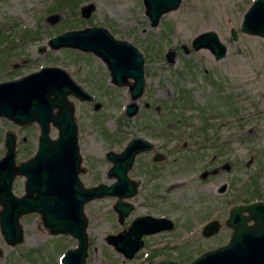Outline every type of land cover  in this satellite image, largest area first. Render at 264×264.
<instances>
[{"label": "rangeland", "instance_id": "374dc122", "mask_svg": "<svg viewBox=\"0 0 264 264\" xmlns=\"http://www.w3.org/2000/svg\"><path fill=\"white\" fill-rule=\"evenodd\" d=\"M251 1L181 0L151 27L141 0H0V82L43 66H57L93 96L91 103L69 97L86 171L79 175L82 184L112 182L105 174L104 154L120 151L130 137L156 142V148L173 159L166 178L149 181L151 174L140 173V193L129 200L145 204L135 214L162 211V205L171 209L173 246L167 255L173 260L189 262L227 241L230 232L223 221L233 199L264 201V38L240 31L242 14ZM84 9L85 17L81 16ZM50 16L56 19L48 21ZM90 26L106 28L113 38L129 42L142 55L144 87L131 117L124 114L130 101L127 86L111 84L99 58L76 49L47 47L54 35ZM207 31L215 32L226 47L218 60L206 49L191 47L193 37ZM39 46L45 49L38 52ZM7 131L14 132L16 162L31 156L37 126L18 127L0 117V157ZM49 135L55 138L54 128ZM183 141L186 147H181ZM168 147L170 155L165 152ZM211 157L214 161L204 167L203 161ZM203 170L207 171L204 176ZM163 179L173 183L170 189H161ZM23 182L22 176L14 178V195H22ZM114 201L98 199L84 207L86 264H152L147 245L159 237L146 239L130 259L105 243L104 236L119 227ZM150 202L156 208H149ZM212 204L220 206L212 208ZM211 218L218 219L221 228L204 238L200 228ZM19 224V244L9 246L0 235V264H60L62 253L75 245L68 235H49L38 215L21 216Z\"/></svg>", "mask_w": 264, "mask_h": 264}, {"label": "water", "instance_id": "95a60500", "mask_svg": "<svg viewBox=\"0 0 264 264\" xmlns=\"http://www.w3.org/2000/svg\"><path fill=\"white\" fill-rule=\"evenodd\" d=\"M180 3L181 0H141L151 27H156L160 17L175 10ZM81 16H87L85 9ZM55 19V16L47 18L48 21ZM240 31L264 38V0L251 1L242 14ZM231 37L236 38L234 30ZM47 47L50 50L71 48L95 55L106 66L110 83L128 88L130 101L124 114L131 117L136 113L135 100L144 87L143 58L132 44L113 38L104 27L90 26L52 36L47 40ZM191 47L208 50L215 60L226 51L213 31L194 36ZM44 49L39 46L37 50ZM69 96L78 101L92 100L88 92L57 66H44L0 82V117L18 126L36 123L39 128L34 153L18 163L15 136L11 131L4 134V153L0 157V235L9 246L19 244L22 240L19 218L36 212L49 235L75 238L76 246L63 253L60 264H86L88 240L83 204L105 196L116 197L114 210L119 218L126 215L131 205L122 199L136 192L135 183L127 178L126 172L134 156L150 150L153 145L134 136L120 153L108 151L106 158L112 163L108 176L114 181L84 188L78 178L81 156L74 106ZM50 127L56 130L55 138L49 136ZM16 176L24 178V194L20 196L11 191ZM159 220L149 216L135 218L127 230L107 235L104 241L124 259H130L142 247L140 236L158 230ZM223 223L230 229L225 244L206 250L187 263L162 259L158 264H264V201L232 205ZM219 226L217 220L208 221L202 227V236L218 232Z\"/></svg>", "mask_w": 264, "mask_h": 264}, {"label": "flooded vegetation", "instance_id": "af4514ba", "mask_svg": "<svg viewBox=\"0 0 264 264\" xmlns=\"http://www.w3.org/2000/svg\"><path fill=\"white\" fill-rule=\"evenodd\" d=\"M114 85V84H113ZM116 86V85H115ZM71 97V96H69ZM68 97V100L71 101L72 105L73 104V101L71 99H69ZM73 98V97H71ZM73 99H76V98H73ZM77 100V99H76ZM78 101V100H77ZM93 101V96H92V100L91 101H78V102H86V103H91ZM74 112H75V109H74ZM14 124V123H13ZM16 125V124H14ZM31 125H36V123H31L29 125H24V126H18V127H27V126H31ZM205 127V124L204 126ZM38 128V126H37ZM50 128H53V127H50ZM14 134V132H13ZM38 134H39V128H38ZM209 135L211 134V132L208 133ZM201 136V135H200ZM38 137V135H37ZM213 137V135H212ZM132 138V137H130ZM130 138L127 140V142L130 140ZM142 138V137H141ZM205 138V137H203ZM145 139V138H143ZM147 141H149L153 146L150 150L148 151H143V152H140V153H137L134 158H133V161H132V164L130 166V168L127 170L126 172V176L128 179L132 180L134 183H135V187H136V192L133 196L129 197V198H126V199H122L123 202H126V203H129L131 206H130V209L128 211V213H126V215L122 216V218H119L118 214L116 213V211L114 210L113 208V205L115 204L116 202V197H110V196H105V197H102L100 199H105V198H114V202L112 204V209L114 211V216L116 218V222L118 224V228L115 232L113 233H109L107 235H116L118 234L119 232L121 231H125L127 230L128 226L130 225L131 221L135 218H138V217H142V216H149V217H152V218H155V219H160L159 222H158V225H157V229L155 232L153 233H150V234H142L140 236V240L142 241V247L144 246V243H146V239L150 238V237H159L158 238V241H155V242H152L151 245H147V248H150V259L148 260V262H152V264H158V262L162 259H165V260H173L172 258H170L168 255H167V252L168 251H171L172 249V238L170 237L171 236V233H172V230L174 228V220H173V217H172V212H171V209L167 206V205H162L161 208H164L162 211H158V212H151V211H143V212H138V213H134V211H136V208L138 207H141V206H144L145 204L144 203H132L130 202L129 200L131 198H134L136 197L140 192V185H141V178H140V173H143L144 175H150V179L149 181H154L155 179L159 178V179H162V177H168L170 175V171H169V167L171 166V164L173 163V159L169 156V157H166L165 155L166 154H163L161 151H160V147L157 149L156 148V142H153L151 140H148V139H145ZM24 140H22L23 142ZM37 141V139H36ZM127 142L125 144H123V146L121 147V150L118 151V152H115V153H120L124 146L127 144ZM186 141H183L182 144H181V147H186ZM171 147H168L166 149L165 152H168V154L170 155L172 150ZM114 152V151H113ZM106 154L107 152L104 154V159L107 163L106 165V168H105V174H106V177L108 179H112V182L114 181L113 178H110L108 176V170L112 167V163L106 158ZM30 157V156H29ZM28 157V158H29ZM27 158V159H28ZM26 160V159H25ZM214 161L213 157L210 158L209 161H203V165L204 167H207L209 165H211V163ZM81 163H82V159H81ZM80 163V167H81V171L79 172L78 174V178H79V175L85 173V169L84 167H82ZM143 171H142V170ZM141 170V172H139ZM203 176L207 173L206 170H203ZM136 172V175H134L133 177H131V173H134ZM202 175V174H201ZM158 179V180H159ZM80 181V179H79ZM163 183H162V190H168L172 187V184L170 180L168 179H163L161 180ZM110 182V183H112ZM24 183V182H23ZM81 183V181H80ZM100 183H103V184H106V185H109L110 183H107V182H100ZM81 185L84 187V188H87V187H91V186H94V185H91V186H85L84 184L81 183ZM97 185V184H96ZM24 194V186H23V193ZM238 193L236 192L234 195H232L233 197L236 196L237 197ZM243 201L242 202H234L235 199H233L231 202V204L229 205V208L232 206V205H242V204H247V203H250V202H253V201H263L262 199H253V200H250V201H247L245 197L242 198ZM95 200H98V199H95ZM143 199H141L142 201ZM151 200V199H150ZM245 200V201H244ZM93 201V200H91ZM91 201H88L86 203L83 204V214H84V217L86 218V228H85V233H86V236H87V225H88V218L86 217L85 213H84V207ZM212 208H216V206H220L218 204H212L211 205ZM149 208H156L155 206L152 205V203L150 202L149 204ZM228 208V209H229ZM148 209V207H147ZM133 213V216L132 218L125 222L126 218L130 216V214ZM227 213H228V210H227ZM29 214H35V215H38V217L40 218V215L36 212L34 213H29ZM25 215H28V214H25ZM24 216V215H23ZM210 220H217L219 222L218 219L216 218H211L209 220H207L205 223H207L208 221ZM41 221V219H40ZM170 222V223H169ZM204 223V224H205ZM203 224V225H204ZM220 226H219V230L221 228V223H219ZM169 225H171L169 227ZM203 225L201 226L200 228V234H201V230H202V227ZM160 227H163V228H160ZM228 229V228H227ZM218 230V232H219ZM229 230V229H228ZM216 232V233H218ZM230 232V230H229ZM216 233L212 234L211 236L215 235ZM105 235L104 238L107 236ZM69 236V235H68ZM162 236V237H161ZM202 236V234H201ZM209 236V237H211ZM71 237V236H70ZM204 237V236H202ZM73 238V237H71ZM204 238H208V237H204ZM74 241H75V238H73ZM87 240H88V236H87ZM106 243V242H105ZM107 244V243H106ZM75 245H76V242H75ZM74 245V246H75ZM108 245V244H107ZM110 246V245H109ZM88 247V246H87ZM112 247V246H111ZM113 248V247H112ZM140 249V248H139ZM115 251V250H114ZM138 251V250H137ZM136 251V252H137ZM136 254V253H135ZM134 254V256H135ZM149 255V254H148ZM133 256V257H134ZM173 261H177V262H183V261H180V260H173ZM185 263V262H184Z\"/></svg>", "mask_w": 264, "mask_h": 264}]
</instances>
